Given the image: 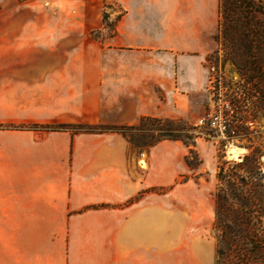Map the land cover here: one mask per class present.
Wrapping results in <instances>:
<instances>
[{"label":"crops","instance_id":"crops-1","mask_svg":"<svg viewBox=\"0 0 264 264\" xmlns=\"http://www.w3.org/2000/svg\"><path fill=\"white\" fill-rule=\"evenodd\" d=\"M118 1L100 39L103 23L0 0V264H166L171 205L152 190L185 149L99 128L202 112L219 0Z\"/></svg>","mask_w":264,"mask_h":264},{"label":"rangeland","instance_id":"rangeland-1","mask_svg":"<svg viewBox=\"0 0 264 264\" xmlns=\"http://www.w3.org/2000/svg\"><path fill=\"white\" fill-rule=\"evenodd\" d=\"M20 1L23 8L42 9L45 19L54 22L103 23L107 30L95 35L100 39L110 34L123 15L118 0ZM217 50V54L208 58L209 65H214L211 71L214 82L205 97L204 109L197 117L185 120L198 128L196 133L200 137L195 148L202 163L196 171H190L184 159L189 148L181 142L185 149L181 158L183 172L171 184H157L152 190L157 200H166L171 205L172 238L166 241L170 244L164 249L166 264H209V257L210 264H216L217 234L213 226L216 193L222 185L217 176L221 161L230 162L225 168L232 169L233 163L255 155L264 175V96L255 93L246 77L225 59L222 46ZM212 116L217 117L214 126ZM209 123L212 131L207 134ZM183 180L186 182L181 183Z\"/></svg>","mask_w":264,"mask_h":264},{"label":"trees","instance_id":"trees-1","mask_svg":"<svg viewBox=\"0 0 264 264\" xmlns=\"http://www.w3.org/2000/svg\"><path fill=\"white\" fill-rule=\"evenodd\" d=\"M219 17L215 39L223 47L225 59L246 77L255 93L264 96V0H219ZM114 34L111 28L110 35ZM209 126L207 134L212 131ZM99 129L123 134L139 153L163 141H180L189 148L185 156L189 170L196 171L202 163L195 148L198 128L183 119L143 117L133 126ZM227 164L230 162L221 161L217 173L222 185L216 193L213 226L216 264H264V175L258 157L245 156L232 169H226Z\"/></svg>","mask_w":264,"mask_h":264},{"label":"built area","instance_id":"built-area-1","mask_svg":"<svg viewBox=\"0 0 264 264\" xmlns=\"http://www.w3.org/2000/svg\"><path fill=\"white\" fill-rule=\"evenodd\" d=\"M211 70H214V68H211ZM213 78L211 79V84L213 83ZM217 122V117L216 116H212L211 118V124L214 126ZM199 123L203 124V120H199Z\"/></svg>","mask_w":264,"mask_h":264},{"label":"bare ground","instance_id":"bare-ground-1","mask_svg":"<svg viewBox=\"0 0 264 264\" xmlns=\"http://www.w3.org/2000/svg\"><path fill=\"white\" fill-rule=\"evenodd\" d=\"M232 151V150H231ZM235 151V150H234ZM235 153V152H234Z\"/></svg>","mask_w":264,"mask_h":264}]
</instances>
